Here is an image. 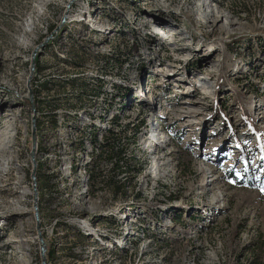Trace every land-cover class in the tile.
Listing matches in <instances>:
<instances>
[{"label":"rangeland","instance_id":"obj_1","mask_svg":"<svg viewBox=\"0 0 264 264\" xmlns=\"http://www.w3.org/2000/svg\"><path fill=\"white\" fill-rule=\"evenodd\" d=\"M141 119L130 196L98 188L89 139ZM41 238L46 264H264V0H0V264Z\"/></svg>","mask_w":264,"mask_h":264},{"label":"trees","instance_id":"obj_2","mask_svg":"<svg viewBox=\"0 0 264 264\" xmlns=\"http://www.w3.org/2000/svg\"><path fill=\"white\" fill-rule=\"evenodd\" d=\"M145 125L146 121L142 119L137 123L130 122L123 125L126 128L123 143H120V139H118V143H116L115 139L112 138H107L106 140L101 142L98 141L97 136L89 139V142L93 146H99V148L101 149V154L105 157L106 162H108V164L110 165V176L103 175L101 177L102 183L99 181L101 184H103V186L98 188L101 189L103 187H108L117 194H119L122 188L124 196H130V189L133 186L132 178H137L138 175H140L145 170L146 163L143 165L136 155V153L140 151L139 137ZM110 132H114V130L110 129ZM86 168L87 170L89 169V194L95 195L98 191H94L93 189L94 180L97 178L93 173L94 166L92 167V165L88 163L86 165ZM121 175L122 178H119V176ZM138 198H140L139 195ZM131 208H135V203L131 206ZM54 255V250L50 249L47 252L49 262L50 260H52Z\"/></svg>","mask_w":264,"mask_h":264},{"label":"water","instance_id":"obj_3","mask_svg":"<svg viewBox=\"0 0 264 264\" xmlns=\"http://www.w3.org/2000/svg\"><path fill=\"white\" fill-rule=\"evenodd\" d=\"M37 147H38V141H37V134H36V128H35V124H34V130H33V150H32V159H33V162H34V169L31 173V176L34 180V183H36L37 181V166H36V159H35V156H36V150H37ZM38 208L36 207V216H37V219H39V216H38ZM42 240V238H41ZM42 254H43V264H46V258H45V251H46V244L43 242L42 240Z\"/></svg>","mask_w":264,"mask_h":264},{"label":"bare ground","instance_id":"obj_4","mask_svg":"<svg viewBox=\"0 0 264 264\" xmlns=\"http://www.w3.org/2000/svg\"><path fill=\"white\" fill-rule=\"evenodd\" d=\"M160 28V29H159ZM162 30L163 29H161V27H157L156 29H155V34L158 36V37H160L161 39H163L162 37H161V35H164L165 36V38H168V34L167 35H165V32H162ZM209 58V57H208ZM169 75H173V74H169ZM196 92V91H195ZM152 95V94H151ZM151 95H149V96H146V99H150L151 97ZM154 96V94L152 95V97ZM191 111V110H190ZM194 111V110H193ZM188 113V114H187ZM190 116V114H189V111H187V112H185V111H183V113L179 116V118L181 119V121H183L184 122V124H186V125H190L191 123H193L194 121L192 120V121H190V120H188V119H186L187 117H189ZM186 119V120H185ZM186 121V122H185ZM6 124V123H5ZM7 126V125H6ZM158 135L160 136V132L157 134V135H155L154 136V138L153 139H151L150 138V140L152 141V143L154 142V143H158ZM160 138V137H159ZM38 148V147H37ZM37 151V150H36ZM155 165H157L158 164V160H156L155 161V163H154Z\"/></svg>","mask_w":264,"mask_h":264}]
</instances>
